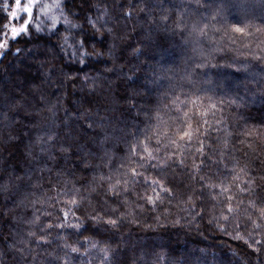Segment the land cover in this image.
I'll use <instances>...</instances> for the list:
<instances>
[{"label": "trees", "instance_id": "16d2710c", "mask_svg": "<svg viewBox=\"0 0 264 264\" xmlns=\"http://www.w3.org/2000/svg\"><path fill=\"white\" fill-rule=\"evenodd\" d=\"M13 2L0 0V33L7 31L4 25ZM235 2L65 0L59 24L37 30L34 21L27 33L10 41L0 57V264H264V243L255 245V240L264 241V221H257L261 227L256 229L243 212L239 215L238 231L246 238L251 234L249 243L260 252L220 231L209 221L220 215L223 205L207 190L202 201L196 199L199 191L193 195L194 209L187 202L192 189L199 188L187 168L170 165L162 172L145 173L175 193L155 211L131 192L130 207L120 204L106 194L107 181L99 179L109 171L100 160L104 151L115 153L113 167L124 154L119 151L124 148L120 130H135L133 125L143 129L154 123L148 118L157 110L167 121L164 105L180 95L200 96L205 106L215 103L222 110L208 117L221 131L210 129L205 140L211 145L205 149L211 159L223 155L220 175L213 174L217 168L210 161L200 174L208 173L218 183L225 176L231 179L228 170L234 165H247L257 183L264 184V7L261 0H247L252 6L241 34L232 30L238 15L231 7ZM130 7L132 15L125 16ZM179 15L188 25L183 33L175 27ZM193 23L207 25L203 35L189 34ZM78 40L85 43L77 52ZM85 50L90 55L81 56ZM133 94L136 107L130 108L126 98ZM221 118L223 124L215 125ZM227 132L232 135L225 147L221 140ZM62 147L67 151H60ZM195 147L186 152L189 168ZM88 160L101 168H84ZM94 175L91 186L96 191H86ZM73 185L85 199L74 209L79 219L70 215L64 221L60 209L71 197L63 190ZM144 190L142 184L135 186L140 195ZM237 197L246 202L242 209L246 207L250 197ZM130 210L134 216L117 227L90 219L97 213L105 220L116 219ZM249 212L257 219L255 210ZM36 216L39 221L32 223ZM59 223L82 227H46ZM225 226L235 234L234 221ZM41 236L48 243H37Z\"/></svg>", "mask_w": 264, "mask_h": 264}, {"label": "snow or ice", "instance_id": "6c2138e0", "mask_svg": "<svg viewBox=\"0 0 264 264\" xmlns=\"http://www.w3.org/2000/svg\"><path fill=\"white\" fill-rule=\"evenodd\" d=\"M36 3V0H15L14 10L9 14L10 19L19 20L22 19L21 13L26 15L27 19H23V23L20 27H11L5 24L4 28L10 30L0 33V49L6 50L8 48L9 39L15 41L17 37L21 34L27 33L29 26L33 19V8ZM247 0H236L235 3L231 4V7H234L238 10L237 23L232 26V30L236 33H245V28L248 26L246 23V17L248 9L251 7ZM225 7L223 2L221 3V8ZM261 7H264V0H261ZM143 11V9H141ZM125 16L132 15V8L130 7L127 11L124 12ZM164 21H167L168 17H162ZM65 23H70L65 19ZM89 23H92L95 28V23L89 20ZM240 24H244V27H241ZM55 26V25H53ZM72 27H78V25H72ZM176 29L183 33L188 25L185 24L183 20V15H179L176 20ZM207 28V25H204L203 28L199 27L196 23H193L190 26V33L195 34L199 33L200 35L204 34V29ZM37 30L39 28L37 27ZM99 31V29H97ZM108 33L112 32V29H107ZM65 43H67L68 37L64 38ZM84 40H78L77 44L79 49L84 48ZM71 47V45H69ZM17 52L20 49H16ZM138 51V50H137ZM77 52H73V55H76ZM111 55V50H109ZM86 50L81 53V56H88ZM97 55H103V53H98ZM83 63V59L80 60ZM204 65H197V67H203ZM215 67V65H213ZM130 108L136 107L135 95L129 96L126 98ZM210 99V98H209ZM223 103V101H221ZM232 103H236L235 100ZM168 109V120H164L161 116L160 111L157 110L155 113L148 119L154 121V123H146L143 129L133 125L135 130L121 129L122 134L121 142L124 144V148L119 149L124 154L119 159V164L113 167L115 153H109L104 151L103 155L100 157V160L103 162V166L108 168V174H100L99 179L101 181H107L108 187L106 189V194H110L112 198L118 199L119 203L125 206H129L131 201L127 199L128 194L131 192L132 195H135L137 199L143 200L146 204L151 206L152 211H155L158 204H163L165 198L174 197L175 193L171 187H166L159 179H150L146 172L149 170L162 172L164 169L168 168L170 165H175L181 169H188L190 179L193 182L199 183L198 189H192V195L187 197V202L191 204V207L194 209L196 207V200L193 199V195L199 191L200 195L196 197L198 200H203V194L205 190L208 191L210 198L213 201H216L219 204H222L221 212L219 216H213L209 223L215 222L216 227L231 236L232 239L243 241L249 248H252L255 252H260L261 248L256 247L255 245H261L264 243L262 240H255V245L249 243V240L252 239L251 234L248 238L242 235L238 229L240 227L239 215L241 212L247 217L248 220L252 222L254 228L259 229L261 224L257 221H264V184L257 183V178L251 175L250 170L247 165L244 167L236 168L234 165L232 169L228 171L231 174V179L228 180L227 176L221 179L218 183L211 181V175L205 173L201 175L203 169L208 168L209 164L206 161H210L212 165H215L217 171L213 173L214 175H220V165L223 162V155H221L220 160H213L209 154L205 151L206 147H211V145H206L205 140L210 135V129L212 131L219 132L221 131L220 127L213 128V121L208 119L209 116L215 117L216 111H222L217 109L215 103H210L207 106L203 103V100L200 96H186L184 99H181L180 95H174L170 99V106L164 105ZM143 111V109H142ZM140 113H137V117ZM214 124L220 126L223 124V118L214 120ZM92 127L91 124L88 125ZM250 134V133H247ZM232 135L231 132L226 133V137L221 140V143L227 147L229 139ZM51 139V137H50ZM196 144L198 147H195L194 152L191 155V167L185 163L186 159H189L186 156V152ZM60 151H67L65 148H61ZM95 155V154H93ZM197 158H199L197 162ZM238 163V162H237ZM84 168L92 169L97 171L101 168V164H92L90 160L84 162ZM173 167V171H175ZM224 168L227 169V165H224ZM207 176V179H206ZM96 176L92 177V181L88 182V188L86 191L95 192L96 188L92 187V183L95 182ZM261 181H264V176L260 177ZM145 186L144 194L140 195L135 192V186L137 185ZM187 187V185H185ZM147 189H151V195L147 194ZM235 189V190H234ZM63 194L70 196L71 198L64 201L66 208L60 209L63 214L64 221H67L68 217L71 215L76 219V213L74 209H79L82 201L85 199L84 196L80 195V189L76 188L75 185L71 189H64ZM237 194L241 196H249L250 199L247 200V206L245 205L244 199H238ZM59 195V193H58ZM79 197V198H77ZM123 197V199H120ZM169 202H171L169 200ZM183 202V201H182ZM235 202V203H234ZM107 204V200L104 201ZM137 208L141 211L144 210L143 205L137 204ZM249 209H253L257 213V219H252ZM118 209L113 207L111 212L115 213ZM107 211V209H104ZM203 208L198 216H202ZM46 215H50L46 213ZM127 216H134L133 211H128L122 213L116 219L111 217L104 219V216L97 213V215H90V219L96 222L104 221L107 225L112 227H117L118 222L126 219ZM40 219L39 216H36L32 223L38 222ZM232 220L235 222V234L228 232V228L225 226ZM133 222H136L133 219ZM223 222V223H221ZM176 223H179L177 220ZM72 227L79 230L82 225H66L65 223H59L56 225L49 224L46 227L51 229L53 227L63 228V227ZM29 236L36 237L35 232H29ZM43 241L48 243L45 237L41 236L38 238L37 243ZM93 247L96 245L93 244ZM71 251L76 252L78 249L72 248ZM105 251V258L107 259V250Z\"/></svg>", "mask_w": 264, "mask_h": 264}, {"label": "rangeland", "instance_id": "374dc122", "mask_svg": "<svg viewBox=\"0 0 264 264\" xmlns=\"http://www.w3.org/2000/svg\"><path fill=\"white\" fill-rule=\"evenodd\" d=\"M65 0H36V3L34 5L33 8V19L31 21V23H33L35 21L36 27L38 28H43L46 25H57L60 23V17L62 15V4ZM14 6H15V0L13 2V5L10 7L9 9V14L11 13V11L14 10ZM22 19L19 20H12L10 19L9 16V20H8V24L9 25V29L13 26L15 27H20L21 24L23 23V19H27L26 15H24L23 13L20 14ZM7 29V31H9V37H10V30ZM22 35V34H21ZM18 38V37H17ZM10 41H12L11 39H9V44ZM8 44V46H9ZM38 48V47H37ZM37 48H33L34 51L38 52ZM7 50V49H6ZM5 50L4 49H0V57L3 54Z\"/></svg>", "mask_w": 264, "mask_h": 264}]
</instances>
